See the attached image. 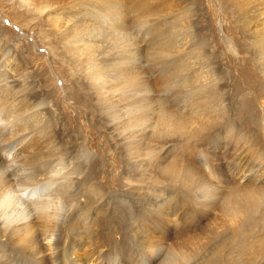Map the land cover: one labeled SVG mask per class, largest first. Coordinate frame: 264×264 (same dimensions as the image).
Wrapping results in <instances>:
<instances>
[{"label":"bare ground","instance_id":"1","mask_svg":"<svg viewBox=\"0 0 264 264\" xmlns=\"http://www.w3.org/2000/svg\"><path fill=\"white\" fill-rule=\"evenodd\" d=\"M259 1L240 0L239 3L243 9L248 6L246 2L255 3L253 8L256 9ZM120 3L119 0H72L66 6L69 14L57 19L47 14L61 12L65 7L62 0H31L28 4L33 7L31 11L39 14L37 16L45 18L44 22L51 23L60 43L67 45L73 75L74 70L82 72L92 89V100L112 129L111 135L115 133L120 141L119 157L109 152L110 162L105 163V167L116 171L121 161L127 163L122 171L123 179L115 175L109 181L111 185L120 184L122 179L128 186L139 185L146 195L152 194L161 202L158 206V201L150 203L152 205L140 202L133 209L130 202L119 198L103 201L102 192L97 189L95 196L100 197L97 199L100 207L93 214L107 209L108 215L102 224L104 238L110 240L114 233L120 236L119 242L109 247V254L113 256L100 253L101 241L95 239L94 244L90 236L98 235L102 226L98 216H91L92 210L83 205L84 185L79 175L83 166L93 162V158L86 155L88 148H95L98 143L106 145L107 136L103 135L100 140L93 137L87 146L89 132L81 149L72 153L55 133L60 117L57 110H45L40 96L29 102L24 92L26 89L28 94V88L8 83L4 67L18 76L23 75L20 74L22 68L19 69V63L13 61L10 53L5 51L7 56L4 55L0 40V67L3 66L0 68V264H155L160 259L159 264L196 263L199 256L194 246L198 235L181 240L180 255L175 258V252L169 253L172 249L168 251L151 242L145 243L142 253L138 240L141 234L136 233V228L158 230L163 220L172 217L170 209L178 203L186 210L184 213L193 215L197 209H208L224 200L222 208L225 212L229 210L226 215L230 216V222L235 218L232 216H239V222L234 219L239 233L264 217V101L259 102L258 96L250 92L245 101H242L245 96L237 95L227 105L222 86L224 78L214 68L206 47L191 37V33L188 38L184 31L170 27V30L166 27L168 32L164 27L154 35L147 29V36L139 39L137 32L133 34L128 29L131 24L137 22L138 28L146 29L155 27L157 22L151 20V14H129L127 10L117 13ZM102 26L110 27L112 39L103 37L101 40L100 35L106 30L101 29L100 34ZM260 26L261 30L255 32V45L256 55L264 67V23ZM127 30L129 36H126ZM124 33L126 39L129 37L126 41ZM150 37L161 42L151 47L148 42L145 48L143 42ZM228 49L238 54L233 47ZM146 55L156 58L152 60ZM156 62L163 74L157 81V76L150 77V67H146ZM79 88L80 84L73 85L71 93L77 104L85 99L78 92ZM84 108L89 112L87 106ZM77 118L79 116L75 115L73 120ZM102 153H106L105 150ZM224 159H228V163L224 164ZM239 161H244L247 167L240 169ZM201 171L210 178L204 180ZM235 172L241 176L238 180L232 174ZM242 177L248 182L242 184L245 180ZM102 179L105 180V174ZM225 191L233 193L236 199ZM235 203H240L244 210L248 208L249 216L246 212L240 216L239 212L244 210L234 206ZM175 216L171 219L176 220ZM214 230L208 234V240L213 241L211 244L221 241L219 231ZM80 253L84 254L82 258Z\"/></svg>","mask_w":264,"mask_h":264},{"label":"rangeland","instance_id":"2","mask_svg":"<svg viewBox=\"0 0 264 264\" xmlns=\"http://www.w3.org/2000/svg\"><path fill=\"white\" fill-rule=\"evenodd\" d=\"M71 1L72 0H62V5H65L66 7L67 4ZM121 1L123 2L120 3L119 0L120 5H117L120 7L117 13L121 12L122 10H127L129 14H151V20L154 22L155 19V21L157 22L154 24L156 28L148 27L146 29H143L145 27H140L141 29L138 28L139 26L137 22H134L133 26L131 24L128 29L134 32L133 34H136L137 32L139 39H143L145 38V36H147V29L151 31L150 35L151 33L152 35H154L159 30L163 31L164 27V30H167L166 27H168V30H170L171 28L172 30H179L181 32L184 31L188 35V38L190 36L189 33H191V37L200 42L202 46L206 47L209 59L213 63H215L214 68L224 78V82L222 81V86L223 93L226 96L225 98H227V102L225 101L227 105L232 103L236 97L242 95L245 96L243 97L242 101H245L247 98L246 95L250 92H253L258 96L257 100L259 102L264 101V67H262L259 58L256 55L257 48L255 45L257 42L255 32H259L262 28L260 25L264 23V0L263 2H260L262 0H258L259 3H256L257 10L253 8L255 6V3L252 4L251 2H246L245 4H247L248 6L246 5L247 7L245 6L246 8L243 9L239 3L240 0ZM29 2H31V0H0V40L3 47L1 51H3L5 56H7V54H5V51L10 53L8 55L12 57L14 62L16 61L15 63H19V69L22 68L20 69V74L23 75L19 74L21 77L18 75H14L12 73L13 71L5 67L3 70L8 74L9 84H23L24 87L28 88V94H26L25 88L24 92L29 102L32 100H38L40 96V99L44 104L43 108L45 110L49 112L51 110H57L56 112L60 117L58 116L59 119H57L59 124H57V128L55 127V133L57 132L56 134L59 135L65 146H68V148L73 151L72 153H75L74 151L78 148L81 149V144H83L82 142H84L85 137L89 132L91 133L89 135L90 137L88 139L87 146H90L91 138L96 137L100 140V137H102L103 135L107 136L108 141L106 142V145L103 143H98L95 148L92 149L90 148V146L88 148L89 153H86L88 158H93V162L89 165H85V167L83 166L81 168L82 173H80V177L78 176L84 185L82 197V200H84L83 205H85L87 209H90V211L92 210L91 216H98V218L100 219L99 223L102 226L103 222L106 220L105 218H107L106 215L108 214L105 213L107 209L101 211L100 214H93L94 211L98 212L100 207V201L97 200L100 197L95 196V194H97V189L98 191L102 192L100 194L101 198L103 197L102 200L104 198L110 199L111 197L126 200L130 202L129 206L132 205L131 207L133 209L138 206L140 202H146L148 205H152L153 203L156 204L158 200L156 198L154 199V196H151L152 194L148 193V195H146L147 193L145 194L142 189H139V185L128 186L126 182L122 180V175L125 171L124 167L127 162L125 163L121 161L116 171H113L110 167H105V163L110 162V159L108 157L109 152H115V154L119 157V152L121 151L120 141L116 138L115 133H112L111 135L112 129L110 128V126H108V124L106 125L108 121L103 120L104 115L102 114L100 107L94 100H92V89L88 86L85 78L82 76V72H80V70H74L75 75H73V70L71 69V63L69 62L68 57L69 55H67L69 54L67 45L65 46L60 43L58 34L55 32L50 22H44L43 20H45V18L37 16L39 15L38 13L36 14L31 11L33 7L31 6V4H28ZM26 3L27 5H29V7L26 5ZM25 5L27 6V8ZM65 7L61 12L58 10L56 12L48 13L47 17L51 19H57L58 17L65 18L66 15H68L70 12L69 9H67L69 7ZM124 7L127 8L125 9ZM50 11H52V9ZM101 29H106L104 30L105 34ZM109 29L110 27L108 26H102L100 28L99 33L101 34L102 32V34L100 35L101 40L104 39L103 37H106V39L107 37L111 38ZM129 30H127L126 36H129ZM137 30L140 32H138ZM106 31L108 32V34H106ZM125 34L126 33L123 34L124 38ZM123 36L121 37L122 39H124ZM127 39L125 38V41ZM148 42L149 44H151V47L155 43L158 44L159 42H161V39H159L157 42L155 40V37L146 39L143 42V46L145 48L148 47ZM230 46L233 47L238 54L229 50L228 47ZM151 57L152 60L156 58L155 55H150L149 58ZM159 65L160 64L157 62L146 65V67H150L148 68V70H150V77L153 78L154 76L156 78L157 76V78L155 79L156 81L161 79L160 75H163L158 69ZM0 68L2 69L3 66H1ZM22 76L25 79H23ZM260 79H262V82H259ZM23 80H26V82ZM26 83L28 84V86ZM75 84L81 85V88H79L78 92L84 95L85 99L83 98V103L77 104L75 103L73 98H71L73 85ZM36 96L38 97L36 98ZM32 98H34L35 100ZM84 106H87L89 108V112L85 111ZM75 115H78L79 118L74 121L73 117ZM11 137L13 136L11 135ZM220 149V151L223 150L222 147H220ZM103 150H105L106 153H102ZM168 159L169 157L166 159V161H164V163H166ZM235 161L238 162L237 159ZM226 163H228V159H224V164ZM240 164V169H244V166L245 168L247 167L244 161L240 162ZM239 168L237 169L240 170ZM203 173L204 172L201 171L200 176H202L204 180L210 178V176L208 177V174L206 173H204L205 175H201ZM104 174L105 180L102 179ZM232 174L235 175V179L237 180L241 177L236 174V172ZM115 175H117L116 177L118 178L122 177V184L120 183L115 186L111 185L109 181ZM244 179L242 184L246 183L247 181L246 178ZM224 193L227 194L229 192L225 191ZM230 196H233V198L236 199L233 193H229V197ZM221 201L222 203L220 206L219 202ZM221 201L217 202L212 207L210 206L211 209L210 207H208V209L203 208L202 210L197 209L196 213L193 215L184 213L186 210L178 203L179 205L177 204L175 207L170 209L172 217L177 214V216H175L176 220L171 219L172 217L170 216L169 220L167 218L168 221L163 220L159 224L158 230H152L150 227L140 226V228L137 226L138 228H136V233L139 235L141 234V239H138L139 246L140 244H142V246H140L141 252L143 253V250H145L143 247L147 245L145 243L151 242V245L152 243L154 245L160 244L165 249H168V251L169 249H172L173 252L170 250L169 253L174 254L175 252L176 255L174 257L176 258V256L178 257V255H180L179 246L184 242V239H187L188 236L198 235V240L196 241L197 243L194 247H196V249L198 250H195V254L196 256H199V259L196 258V263L190 260L191 263L189 264H264V259H262V256L264 255V217L257 220L250 226H247L248 228L245 227L243 231L239 233L236 229L238 223L236 224L234 221V219L236 220L237 218L236 222H239V216H232L235 217L234 219H232L234 223L232 221L230 222V219H228L230 218V216L228 217V215H226L229 210L227 209L226 212L224 211V208H222L224 200ZM160 202L158 201L157 206L158 204H160ZM240 203H242V201H240ZM240 203H238V205L237 203H235L236 205L234 204V206L241 207ZM241 208L244 210V207ZM188 210L189 209L187 208V212ZM238 212L236 211L235 214L238 215ZM242 212H246L249 216L248 208L247 210L245 209L244 211L239 212L240 216H242ZM219 223L223 224L221 225ZM232 223L235 225L233 226ZM220 225L224 229L220 227ZM210 226H212L213 228ZM215 227H217V229ZM219 227L221 230H218ZM103 228L104 227L102 226V228L98 230L100 234H92L90 237L93 240L94 244H96L95 239L101 241L102 252L100 253H102L103 256H113L109 254L111 253L109 247L113 244V242H119L118 238H120V236L114 233L115 235L113 234V236H110V241L108 240L109 237L104 238V235L106 233L105 231H103ZM206 229L208 230L207 232ZM213 229H215L214 231L216 232L219 231L218 234L220 238H218V240L221 241L217 240V244H211L213 243V241L208 240L210 237L208 235L209 231ZM249 229H252L253 232H251ZM93 231L96 232L97 228H93ZM93 231L91 233H94ZM220 232L225 233L220 234ZM99 235H102V237ZM143 235L145 237H143ZM255 235H257V237ZM201 236L205 237L204 239H206L207 242H205V240L203 241V238ZM200 239L202 241H199ZM140 240L142 241L140 242ZM181 240H183V242ZM246 241L248 243H246ZM109 242H111L110 245L106 244ZM200 242L202 243V247H200ZM197 244L198 246H196ZM203 244H206V246H204ZM211 245H213V247ZM215 245H217L218 247L214 248ZM201 248H203L204 251ZM79 252L82 251L79 250ZM72 256L74 257L76 255ZM80 256L82 258L84 254H81ZM96 257L98 258V256H94V258ZM160 262L161 259L158 260L155 264H159Z\"/></svg>","mask_w":264,"mask_h":264}]
</instances>
